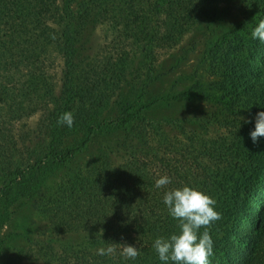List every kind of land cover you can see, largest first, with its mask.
<instances>
[{
  "label": "trees",
  "instance_id": "trees-1",
  "mask_svg": "<svg viewBox=\"0 0 264 264\" xmlns=\"http://www.w3.org/2000/svg\"><path fill=\"white\" fill-rule=\"evenodd\" d=\"M231 1L0 0V264H162L155 239L179 231L163 197L184 185L216 201L220 218L200 229L210 264H264V137L245 122L264 110V43L251 38L264 0H237L244 19L204 51L214 80L148 95ZM195 99L211 109L151 116ZM65 111L71 128L57 124ZM161 175L171 184L157 188ZM30 202L36 225L4 233ZM14 236L24 243L5 259Z\"/></svg>",
  "mask_w": 264,
  "mask_h": 264
},
{
  "label": "clouds",
  "instance_id": "clouds-1",
  "mask_svg": "<svg viewBox=\"0 0 264 264\" xmlns=\"http://www.w3.org/2000/svg\"><path fill=\"white\" fill-rule=\"evenodd\" d=\"M252 39L264 43V19H261L251 32ZM254 128L249 136L255 144L260 137H264V110L258 111L252 120ZM57 124L73 127L72 112L65 111L58 119ZM171 184V178L161 175L155 180L157 188ZM163 203L168 208L170 216L179 222V231L168 237H158L154 241V248L162 264H210L209 257L213 255V241L207 230L200 233L202 227L209 226L218 220L220 215L214 210L216 201L199 188L184 185L172 188L165 192ZM121 252L128 259H135L139 255L138 247L132 244H121ZM116 249L112 246L100 247L98 255H110Z\"/></svg>",
  "mask_w": 264,
  "mask_h": 264
},
{
  "label": "rangeland",
  "instance_id": "rangeland-1",
  "mask_svg": "<svg viewBox=\"0 0 264 264\" xmlns=\"http://www.w3.org/2000/svg\"><path fill=\"white\" fill-rule=\"evenodd\" d=\"M237 4V0L229 2V4L225 5L226 9L221 17L217 20L203 22L198 30L192 32L183 39L179 49L175 51L168 63L173 66L172 69L150 86L148 92L149 96L160 95L171 89L183 87L195 79H200L205 83L214 80L215 75L210 63V61H214V59L201 61V57L206 48L217 36L233 28L244 19L245 15L238 10ZM93 36V39H99L98 32H95ZM228 50V43H225L217 50V57L224 55ZM211 105L212 102L198 99L180 101L170 106L157 108L151 113V116L155 118L172 115L182 116L200 109H211ZM49 185H51V182L48 183V186ZM12 211L13 215L9 223L3 228L4 233L30 224L31 226H35L38 221L33 202L29 204L18 203L13 206ZM23 243L24 240L20 236L7 239L3 258H10L15 249L20 247Z\"/></svg>",
  "mask_w": 264,
  "mask_h": 264
}]
</instances>
